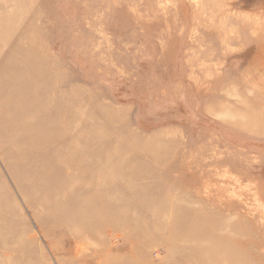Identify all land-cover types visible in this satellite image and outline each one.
Returning <instances> with one entry per match:
<instances>
[{"label": "rangeland", "instance_id": "rangeland-1", "mask_svg": "<svg viewBox=\"0 0 264 264\" xmlns=\"http://www.w3.org/2000/svg\"><path fill=\"white\" fill-rule=\"evenodd\" d=\"M0 264H264V0H0Z\"/></svg>", "mask_w": 264, "mask_h": 264}, {"label": "bare ground", "instance_id": "bare-ground-1", "mask_svg": "<svg viewBox=\"0 0 264 264\" xmlns=\"http://www.w3.org/2000/svg\"><path fill=\"white\" fill-rule=\"evenodd\" d=\"M231 113V112H230ZM228 117V116H227ZM239 121V120H238Z\"/></svg>", "mask_w": 264, "mask_h": 264}]
</instances>
